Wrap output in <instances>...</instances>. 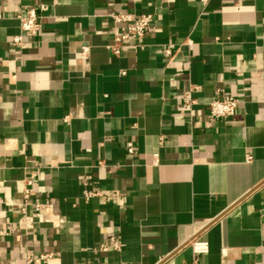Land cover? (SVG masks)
Instances as JSON below:
<instances>
[{"label": "crops", "instance_id": "0c3cea01", "mask_svg": "<svg viewBox=\"0 0 264 264\" xmlns=\"http://www.w3.org/2000/svg\"><path fill=\"white\" fill-rule=\"evenodd\" d=\"M42 3V29L14 47L13 14ZM0 8V228L20 218L11 203L23 201L31 174L35 198L65 219L0 236V264L50 250L59 264H264V0ZM119 13L153 14L155 29L115 54V31L128 25L115 22ZM169 44H182L172 59ZM218 90L239 104L213 121ZM87 188L117 198L86 199ZM111 236L121 250L99 251ZM196 238L207 253H194Z\"/></svg>", "mask_w": 264, "mask_h": 264}, {"label": "built area", "instance_id": "2783aa9c", "mask_svg": "<svg viewBox=\"0 0 264 264\" xmlns=\"http://www.w3.org/2000/svg\"><path fill=\"white\" fill-rule=\"evenodd\" d=\"M48 10V5L42 3L37 6H32L23 12H15L13 16L20 21L21 33L14 36L12 45L14 47H19L22 45L24 40V34H36L43 27L44 13ZM7 10L5 8H0V20L6 18ZM115 22H124L128 25L124 30L115 31V45L112 46V51L115 54L121 52V47L124 42L131 39L141 40L148 34H150L155 29V17L153 14H112ZM186 44V43H185ZM188 44V42H187ZM180 44L175 48L174 44H169L165 46L164 53L172 59L175 54L179 51ZM139 46H141L139 44ZM81 51L83 55H88L90 51L89 46H82ZM125 74V72H122ZM196 88L191 86L184 92L183 102L181 110L184 113L191 114L193 112L194 106L197 104V100L194 96ZM239 101L236 97L229 95L222 90H218V95L209 103L210 108V119L220 120L224 118H229L234 116L238 110ZM127 151L130 154L135 153V147L133 142L127 144ZM158 154H155L157 157ZM252 157L250 156L248 160L250 161ZM36 174H31L29 177L25 178L24 188L22 190L23 201L20 204L11 203V208L16 209L20 218L17 222L10 223L3 228H0V236L9 235L16 231H24L29 233L35 230L36 222L49 223L53 226H59L65 222V219L57 215L56 213L49 212L48 202H43L35 198V191L33 188L35 182ZM86 186H88V178L85 179ZM84 196L86 199L92 197H101L105 200L116 199L117 195H111L109 192H104L96 189H85ZM8 199L7 197L4 198ZM123 204V201L120 200ZM29 207H32V212L29 211ZM191 246L194 253H207L209 251V245L207 242L196 238L191 242ZM123 244L116 236H111L105 238L99 246V251L106 252L110 250H121ZM9 264H15L11 262ZM20 264H59L57 261V254L54 250L44 251L36 255H28ZM192 264H197L194 260Z\"/></svg>", "mask_w": 264, "mask_h": 264}]
</instances>
